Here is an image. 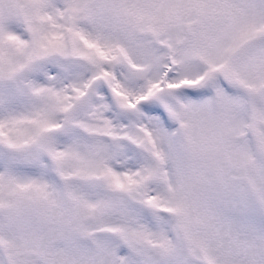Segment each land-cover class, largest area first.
Segmentation results:
<instances>
[{
    "label": "snow or ice",
    "instance_id": "6c2138e0",
    "mask_svg": "<svg viewBox=\"0 0 264 264\" xmlns=\"http://www.w3.org/2000/svg\"><path fill=\"white\" fill-rule=\"evenodd\" d=\"M0 264H264V0H0Z\"/></svg>",
    "mask_w": 264,
    "mask_h": 264
}]
</instances>
